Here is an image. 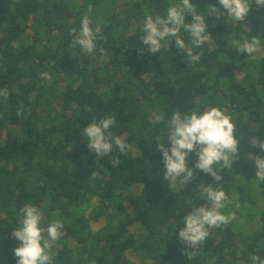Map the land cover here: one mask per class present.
Here are the masks:
<instances>
[{
    "label": "trees",
    "instance_id": "1",
    "mask_svg": "<svg viewBox=\"0 0 264 264\" xmlns=\"http://www.w3.org/2000/svg\"><path fill=\"white\" fill-rule=\"evenodd\" d=\"M176 2L0 0V89L10 93L7 101L0 98V264H16L20 242L12 231L19 226V209L28 203L41 209V226L53 219L64 223L52 264H138L132 257L139 264L264 259V209L253 212V230L230 221L209 229L198 249L178 239L185 215L193 207L211 206L201 185L222 188L231 201L241 177L258 183L264 198V182L257 181L249 160L250 153L264 155L250 144L253 136L264 141V6L253 0L248 16L237 24L218 0H191L205 13L212 39L192 48L202 55L190 64L174 40L151 54L139 39L146 15L165 16ZM85 14L103 37L88 55L70 47L71 30L79 31ZM185 22H191V14ZM257 35L261 50L255 58L231 43ZM180 36L192 47L187 32L181 30ZM45 72L51 81L41 78ZM212 107L232 117L238 159L232 168L214 166L219 182L195 170L187 187H172L163 179L157 151L166 141L168 122L177 112ZM161 112L164 120L154 122ZM107 116H115L112 136L132 145L126 154L114 146L97 157L88 148L83 129ZM117 158L120 164L113 168ZM197 159L190 154L188 167L194 168ZM91 220L105 224L95 230Z\"/></svg>",
    "mask_w": 264,
    "mask_h": 264
},
{
    "label": "clouds",
    "instance_id": "2",
    "mask_svg": "<svg viewBox=\"0 0 264 264\" xmlns=\"http://www.w3.org/2000/svg\"><path fill=\"white\" fill-rule=\"evenodd\" d=\"M253 0H218L219 5L227 10V17L237 23L244 21L250 12ZM255 4L264 6V0H255ZM91 8H89V12ZM213 13L220 10L211 6ZM191 14V22H185V15ZM91 21L88 14L82 17L79 31L71 30L74 39L70 47H78L84 54H93L96 50V41L103 39L101 29L97 25L95 29L90 27ZM205 13L200 12L191 0H177L168 7L165 16L146 15L139 39L147 47V51L156 54L165 46L175 41L176 47L186 54L190 64L199 62L202 53H195L192 48H200L211 38L207 31ZM181 30L189 34L191 46L181 38ZM232 45L241 54H248L255 58L254 54L261 50L260 36L246 37L241 40L233 39ZM101 58H104V49L100 48ZM143 54V49L140 50ZM41 78L51 81L48 73H42ZM7 88L0 89V98L7 101L9 98ZM163 112L154 115V122L163 121ZM115 123V116H107L99 122L93 121L86 126L82 135L86 137L87 146L91 153L97 157L110 154L115 146L121 154H126L132 149V145L126 143L121 137H113L110 132ZM170 142V147L166 143ZM252 147L258 146L264 153V141L253 136L250 139ZM157 151L162 154V163L165 168L163 179L172 187L179 189L195 179V170L209 174L213 181L219 182L222 176L214 166L232 168L233 162L239 156V141L235 136V124L232 117L226 115L221 109L212 107L205 111H192L172 115L168 122L166 141L158 143ZM195 153L198 157L194 168L188 167L187 158ZM249 160L254 162L257 181L264 182V155L249 154ZM113 168L120 164V160L113 159ZM220 170V169H219ZM95 172L92 174V177ZM204 197L211 202V206L193 207L191 212L185 215L183 227L178 231V239L183 244L198 249L207 239L209 229L218 228L230 222L231 217L220 210L229 203V197L222 188H215L212 184L199 186ZM58 213H53L57 216ZM42 211L31 203L25 204L19 209V226L12 231V237L20 242L14 249L16 264H52L54 253L53 246L62 236L64 223L61 219H53L46 227L41 226ZM252 264H264V259L257 255L250 257Z\"/></svg>",
    "mask_w": 264,
    "mask_h": 264
},
{
    "label": "rangeland",
    "instance_id": "3",
    "mask_svg": "<svg viewBox=\"0 0 264 264\" xmlns=\"http://www.w3.org/2000/svg\"><path fill=\"white\" fill-rule=\"evenodd\" d=\"M126 1L133 0H120V3L124 4ZM236 179L237 187L235 189L233 199L225 208L221 209L220 211H225L226 214L231 217L230 221L233 225L243 226L244 228L253 230L257 226L256 221H254L253 212L255 213L258 210L264 209V198L258 193V183L256 184L255 181L243 180L241 177ZM185 187H187V184ZM134 190L138 192L139 188L135 187ZM104 224V220H100L98 222L91 220V225L95 230ZM132 259L137 261L139 264V261L134 257H132Z\"/></svg>",
    "mask_w": 264,
    "mask_h": 264
}]
</instances>
